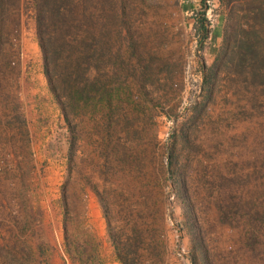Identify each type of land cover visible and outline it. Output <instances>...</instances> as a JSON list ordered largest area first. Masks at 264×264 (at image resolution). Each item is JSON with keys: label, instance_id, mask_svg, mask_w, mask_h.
Wrapping results in <instances>:
<instances>
[{"label": "rangeland", "instance_id": "rangeland-1", "mask_svg": "<svg viewBox=\"0 0 264 264\" xmlns=\"http://www.w3.org/2000/svg\"><path fill=\"white\" fill-rule=\"evenodd\" d=\"M74 1L99 102L67 123L31 0H0V264H121L117 235L191 264L188 205L214 264H264V0Z\"/></svg>", "mask_w": 264, "mask_h": 264}, {"label": "trees", "instance_id": "trees-1", "mask_svg": "<svg viewBox=\"0 0 264 264\" xmlns=\"http://www.w3.org/2000/svg\"><path fill=\"white\" fill-rule=\"evenodd\" d=\"M29 6L33 9L35 15L36 37L42 53L43 71L48 87L56 102H58L65 120L69 123L70 109L74 113H78L84 106L99 102L97 98L98 79L94 75L91 76L92 69L95 66L88 64L85 57L86 47L84 37L81 36L79 3L74 0H31ZM206 23V18L203 16L199 20L198 27L202 37H206L209 33ZM224 53V50L219 51L217 61ZM216 66V62L207 68L203 65V70H207L205 76L211 77ZM73 143L74 141L71 138V147ZM71 147L68 153L69 157L72 156ZM172 156V150L170 149L167 156L169 168L172 167ZM179 191L183 195L184 190L181 187ZM191 213L192 210L188 205L184 215L188 217L185 222L191 241L189 252L191 264H214L204 244L205 241L201 227L197 223L196 215L189 217ZM257 214H259V211H257ZM259 216H261L260 226L262 229L264 215ZM138 236L139 232L134 227L133 234L127 236V241L137 240ZM116 237H113V243L121 264H135L134 255L136 253L132 249L133 242L125 243L118 235Z\"/></svg>", "mask_w": 264, "mask_h": 264}]
</instances>
